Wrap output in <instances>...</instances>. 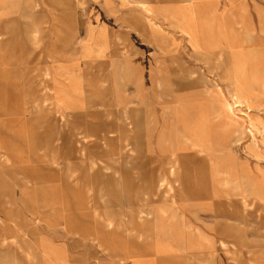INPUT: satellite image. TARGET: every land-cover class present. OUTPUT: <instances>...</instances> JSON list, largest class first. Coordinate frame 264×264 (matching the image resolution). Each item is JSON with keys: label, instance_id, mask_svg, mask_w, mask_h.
Instances as JSON below:
<instances>
[{"label": "rangeland", "instance_id": "374dc122", "mask_svg": "<svg viewBox=\"0 0 264 264\" xmlns=\"http://www.w3.org/2000/svg\"><path fill=\"white\" fill-rule=\"evenodd\" d=\"M207 254L264 264V0H0V264Z\"/></svg>", "mask_w": 264, "mask_h": 264}, {"label": "crops", "instance_id": "0c3cea01", "mask_svg": "<svg viewBox=\"0 0 264 264\" xmlns=\"http://www.w3.org/2000/svg\"><path fill=\"white\" fill-rule=\"evenodd\" d=\"M183 29H185V31L190 33V34H194V28L192 27V25L187 26L186 28L181 27V30H183ZM77 175H78L77 170L70 167L68 172H67V177L69 180L73 181L74 185H76V186H78V183H79V179H78ZM85 193L88 194V192H85ZM99 195H100L99 200H101V201H106L109 199L106 193L100 192ZM83 200H84V198H83ZM78 205H80V207H81L83 205V202L81 201ZM69 223L71 224V222H69ZM229 232H232L234 234L237 233L238 235H241L237 229L232 228V227H230V228L227 227V228H223L220 230V233H223L227 238H233L234 241L236 242L234 237L228 235ZM134 264H143V263L138 261V262H135ZM199 264H216V258L212 254L204 255L202 257V259L200 260Z\"/></svg>", "mask_w": 264, "mask_h": 264}, {"label": "bare ground", "instance_id": "6f19581e", "mask_svg": "<svg viewBox=\"0 0 264 264\" xmlns=\"http://www.w3.org/2000/svg\"><path fill=\"white\" fill-rule=\"evenodd\" d=\"M145 5V4H144ZM179 11V10H178ZM154 12V11H153ZM158 12V11H157ZM156 14H159V13H156ZM180 15V14H179ZM177 16V15H176ZM174 17V16H173ZM180 17V16H179ZM183 31H185V29H183ZM219 90V89H218ZM211 91V90H210ZM213 92V91H212ZM213 94V93H212ZM219 94V93H218ZM222 94V93H221ZM226 98V97H225ZM222 106V105H221ZM219 107V106H218ZM221 114H222V112H221ZM232 114V113H231ZM239 120V119H238ZM209 160V159H208ZM215 161V160H214ZM209 163V162H208ZM214 165L215 164H218V163H213ZM215 167H217V166H215ZM220 169V168H219ZM214 170V169H213ZM213 177V176H212ZM216 179V178H215ZM214 180V179H213ZM218 180V179H217ZM220 180V179H219ZM218 180V181H219ZM221 181V180H220ZM222 181H224V180H222ZM219 183V182H218ZM222 184V183H221ZM225 184V183H224ZM213 185V184H212ZM213 187V186H212ZM258 190V189H257ZM227 193V192H226ZM256 193V192H255ZM215 194V193H214ZM227 210V209H226ZM232 212V211H231ZM228 213H229V211H228Z\"/></svg>", "mask_w": 264, "mask_h": 264}]
</instances>
